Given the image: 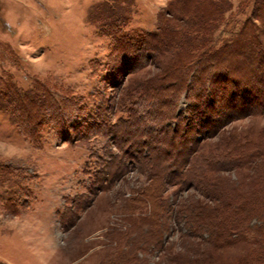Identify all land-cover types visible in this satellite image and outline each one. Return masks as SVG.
<instances>
[{
  "label": "trees",
  "instance_id": "obj_1",
  "mask_svg": "<svg viewBox=\"0 0 264 264\" xmlns=\"http://www.w3.org/2000/svg\"><path fill=\"white\" fill-rule=\"evenodd\" d=\"M251 4L250 16L232 23L227 15L232 0H170L157 29L133 37L122 35L129 21L125 6L119 0L102 4L100 32L114 40L111 84L118 97L100 111L116 106L127 118L112 128L107 116H100L104 130H113L120 153L97 174L93 194L121 178L128 159L135 161L149 182L133 200L146 206L151 225L135 236L157 239V227L163 236L184 223V247L200 249L199 264H264V131L257 145L226 130L238 120L264 116V0ZM149 69L156 73L138 77ZM3 87L11 120L31 141L45 124L72 145L81 140L75 135L86 136L81 127L87 122L74 99L40 83L28 91L10 81ZM254 169L235 185L220 177ZM174 187H194L210 202L180 204L177 195H166ZM197 238L200 246L192 241ZM236 247L243 250L223 260L220 253ZM122 253L120 264H130V257L138 261L136 253Z\"/></svg>",
  "mask_w": 264,
  "mask_h": 264
},
{
  "label": "rangeland",
  "instance_id": "obj_2",
  "mask_svg": "<svg viewBox=\"0 0 264 264\" xmlns=\"http://www.w3.org/2000/svg\"><path fill=\"white\" fill-rule=\"evenodd\" d=\"M106 1L0 0V264H120L124 261L118 256L126 249L138 259L128 258L130 264H199L200 249L184 247L181 233L188 230L184 223L163 236L157 227V239L135 236V231L151 228L146 206L133 200L149 182L135 161L128 159L125 174L93 194L100 183L97 174L110 156L120 153L115 134L104 130L100 116L104 113L112 128L127 118L116 106L100 111L118 97L111 84L114 40L100 32ZM119 1L125 15L129 12L122 35L133 37L156 30L158 16L170 0ZM252 1L232 0L227 14L232 23L250 16ZM153 73L156 70L149 69L138 77ZM3 81L22 91L40 83L74 99L87 122L81 127L86 136L75 135L81 140L72 145L45 124L31 141L11 120L1 97ZM226 130L260 145L264 116L238 120ZM142 152L150 154L144 148ZM255 171L231 170L220 177L235 185L240 175ZM166 195L169 199L177 195L180 204L210 202L194 187L181 191L174 187ZM192 241L199 245L198 238ZM242 250L230 248L220 254L227 260Z\"/></svg>",
  "mask_w": 264,
  "mask_h": 264
}]
</instances>
